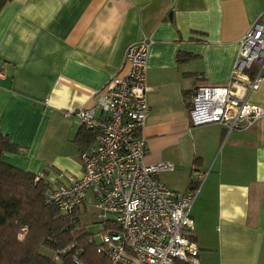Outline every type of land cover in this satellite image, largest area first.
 Segmentation results:
<instances>
[{
    "label": "crops",
    "instance_id": "crops-1",
    "mask_svg": "<svg viewBox=\"0 0 264 264\" xmlns=\"http://www.w3.org/2000/svg\"><path fill=\"white\" fill-rule=\"evenodd\" d=\"M262 10L264 0H8L0 132L17 150L1 159L51 184L81 176V125L69 112L122 70L127 45L150 37L144 161L171 164L157 178L179 192L205 173L190 209L198 264H264V116L227 135L188 116L194 88L228 83ZM260 75L247 101L264 106V66Z\"/></svg>",
    "mask_w": 264,
    "mask_h": 264
},
{
    "label": "built area",
    "instance_id": "built-area-1",
    "mask_svg": "<svg viewBox=\"0 0 264 264\" xmlns=\"http://www.w3.org/2000/svg\"><path fill=\"white\" fill-rule=\"evenodd\" d=\"M150 43V37H143L127 45L122 70L93 94L89 106L69 112L95 132L94 144L79 154L81 176L66 184L48 183L43 198L62 215L77 210L84 216L92 209L99 233V241L93 236L96 251L107 255L108 264H198L190 209L205 173L194 172V186L179 192L157 178L160 171L171 170V164L144 161ZM252 66L256 70L248 75ZM262 66L264 10L240 39L228 83L193 89L190 124L216 123L226 135L251 127L264 116V106L247 101L261 83ZM4 77L0 69V79ZM41 177L35 174L34 181ZM25 233L21 227L19 237Z\"/></svg>",
    "mask_w": 264,
    "mask_h": 264
},
{
    "label": "trees",
    "instance_id": "trees-1",
    "mask_svg": "<svg viewBox=\"0 0 264 264\" xmlns=\"http://www.w3.org/2000/svg\"><path fill=\"white\" fill-rule=\"evenodd\" d=\"M8 0H0V8ZM95 132L80 127L74 141L81 151L94 140ZM0 132V264H108L96 251L97 241L85 227L82 213L62 215L44 201L48 182L1 159L3 152L16 151ZM21 227L26 235L19 237Z\"/></svg>",
    "mask_w": 264,
    "mask_h": 264
},
{
    "label": "rangeland",
    "instance_id": "rangeland-1",
    "mask_svg": "<svg viewBox=\"0 0 264 264\" xmlns=\"http://www.w3.org/2000/svg\"><path fill=\"white\" fill-rule=\"evenodd\" d=\"M86 213L83 216V222L85 224V227L87 228V230H89L90 232H94V234L96 235L95 238L99 241V233L98 231V223L95 221L93 215H92V209L91 208H87L86 209ZM26 235V233L24 235H20V237H24Z\"/></svg>",
    "mask_w": 264,
    "mask_h": 264
}]
</instances>
